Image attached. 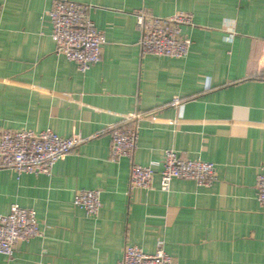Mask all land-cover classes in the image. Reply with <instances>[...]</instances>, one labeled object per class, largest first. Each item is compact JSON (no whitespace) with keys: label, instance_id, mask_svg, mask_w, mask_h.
<instances>
[{"label":"crops","instance_id":"obj_1","mask_svg":"<svg viewBox=\"0 0 264 264\" xmlns=\"http://www.w3.org/2000/svg\"><path fill=\"white\" fill-rule=\"evenodd\" d=\"M92 6L106 35L86 73L56 54L55 2ZM193 15L176 59L142 55L138 16ZM264 0H0V128L85 140L50 176L0 170V214L34 210L42 236L0 264H119L129 246L160 243L177 264H264ZM180 100L175 104V100ZM141 119L123 122V116ZM114 126L139 134L133 162L154 170L151 190H130L131 160H110ZM107 130V131H106ZM215 164L209 187L174 180L160 189L165 150ZM100 190L97 216L74 206Z\"/></svg>","mask_w":264,"mask_h":264},{"label":"built area","instance_id":"obj_2","mask_svg":"<svg viewBox=\"0 0 264 264\" xmlns=\"http://www.w3.org/2000/svg\"><path fill=\"white\" fill-rule=\"evenodd\" d=\"M92 6L72 1L55 2L48 12L51 24V40L56 44V54L74 62L80 72L86 73L99 63L106 44V35L95 26L89 16ZM141 29L142 55H154L185 59L192 41L182 37V27L194 24L193 15L178 12L171 17L158 18L149 13L138 16ZM264 81V76H257ZM180 100L176 99L175 104ZM141 115L123 116V122L141 119ZM107 131V130H106ZM112 135L110 160H131L130 190H151L154 170L133 162L139 134L133 129L120 126L109 128ZM85 140L80 136L62 138L45 130L36 133L29 130L9 131L0 128V170H13L22 174L50 176L55 165L72 154ZM174 180L193 181L199 187H209L216 180L215 164L201 158L187 160L175 150H165L162 162L160 189L169 192ZM257 201L264 208V167L256 179ZM100 190H80L74 198V206L97 216L102 207ZM42 236L37 214L19 204L11 206L10 213L0 214V257L13 258L20 241H30ZM119 264H177L160 243L155 254L148 255L136 246H129Z\"/></svg>","mask_w":264,"mask_h":264}]
</instances>
